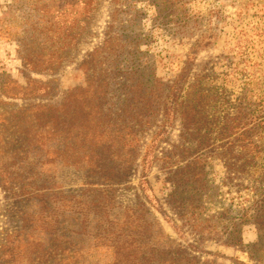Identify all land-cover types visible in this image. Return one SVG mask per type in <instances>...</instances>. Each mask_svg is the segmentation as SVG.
<instances>
[{"label": "rangeland", "instance_id": "rangeland-1", "mask_svg": "<svg viewBox=\"0 0 264 264\" xmlns=\"http://www.w3.org/2000/svg\"><path fill=\"white\" fill-rule=\"evenodd\" d=\"M77 1L0 0V79L8 75L27 90L23 96L5 98L0 89V112L38 104L58 106L70 88L84 86L87 81H96V84L105 81L108 84H103V95L97 98L107 122L119 120L122 106L130 104L136 108H129V116H141L150 123L144 130L137 126L133 130L131 150L136 156L123 183L116 186L117 201L123 205L136 200L145 202L162 230L192 250L202 262L264 264L256 263L247 253V247L259 239L252 218L240 223V243L227 241L230 228L225 230L230 223L238 221L241 214L253 213L254 195L249 181L239 178L230 181L225 177L222 162L211 159L208 176L217 189L219 202L208 204L204 216L212 217L214 226L207 229L204 222L192 227L178 219L171 209L168 200L172 188L164 167L158 161L149 164L143 159L163 119L158 107L167 93L166 85L184 71L188 72L186 82L189 83L194 82L201 71L210 74L207 80L218 89L223 88L231 101L242 98L245 102L258 103L264 113V0H97L93 10L78 6ZM107 36L109 41L105 45ZM63 40L72 41L73 45L54 72L31 71L24 67L22 57L35 65L58 53ZM197 43L200 48L194 55L192 49ZM96 49H99L96 56L89 57ZM89 59H92L90 63ZM85 60L88 66L83 65ZM34 79L52 81L56 85L54 92L42 94L44 89L33 83ZM82 103L67 101L66 106L55 113L65 127L79 117L88 118L85 114L89 111ZM2 119L0 126L6 131L0 133H8ZM88 126L92 129L91 124ZM107 128L110 131L112 127ZM179 133V120H175L167 139L156 146V155L179 145ZM90 140L93 145L95 141ZM63 147L62 140L47 139L38 154L28 153L29 162L33 160V164L27 162L26 165L37 170L50 169L46 181L54 185L61 183L67 190L81 189L85 179L82 167L86 162L73 159L77 157L76 151L73 153ZM52 148L64 151L53 154ZM83 152L84 149L77 150L78 154ZM125 153L122 151L120 158L106 163H114L117 170H121ZM9 194L0 186V231L12 230L21 224L16 208L19 204L28 214L37 215L39 210L37 201L22 203ZM93 194L96 191L86 190L84 196L89 199ZM45 203L49 215H42V219L28 217L34 222L30 227L26 225V231L34 238H41L46 231L44 225L52 223L56 217L51 212H56L59 220L64 218L74 223L76 229L87 219L83 225L86 228L82 230L86 241H93L98 225L103 223L93 219L94 213L86 205H67L50 197ZM160 209L176 220L182 234L173 229ZM223 209L227 211L224 226L215 223ZM65 214L67 216H63Z\"/></svg>", "mask_w": 264, "mask_h": 264}, {"label": "trees", "instance_id": "trees-1", "mask_svg": "<svg viewBox=\"0 0 264 264\" xmlns=\"http://www.w3.org/2000/svg\"><path fill=\"white\" fill-rule=\"evenodd\" d=\"M77 5L93 10L97 0H78ZM108 41L107 36L105 45ZM72 45V41L63 40L58 53L35 65L22 57L24 67L52 73ZM199 48L200 43L194 45V55ZM98 50L91 52L89 57H95ZM91 61L89 59V63ZM87 63L85 60L83 65L88 66ZM187 76L188 72L184 71L166 85L167 93L158 107L163 119L143 159L149 164L158 161L164 167L166 180L172 188L168 200L171 209L175 210L178 219L192 227L204 222L207 229L214 226L212 217L204 216L208 204L219 202L216 200L217 189L208 176L211 159L222 162L225 177L230 181L236 178L249 181L254 195L251 204L253 213L241 214L237 217L238 221L225 227V230L230 228L227 241L240 243V223L252 218L259 231V239L247 247V253L256 263L264 262V113L258 103L245 102L242 98L231 101L223 88L218 89L207 80L210 74L204 71L192 83L186 82ZM32 82L44 89V95L52 94L56 87L52 81L34 79ZM103 84L108 83L87 81L84 86L70 88L58 106L38 104L0 112V119L3 118L2 122L7 124L8 132L0 133V186L15 200L19 199L22 203L37 201L39 205L35 215L28 214L19 204L16 208L21 224L15 229L0 231V264H207L176 238L166 234L145 202L136 200L123 205L117 201L116 186L123 183L136 156L131 150L133 130L136 126L145 129L150 123L147 118L129 116V108H136V105L130 104L122 106L119 120L107 122L102 117L103 108L97 98L103 95ZM0 89L5 98L27 94L26 87L8 75L0 79ZM131 89L136 92L135 88ZM74 100L84 102V108L89 111L85 114L88 118L79 117L65 127L64 121H60L55 113L64 108L67 101ZM139 100L142 101L140 97ZM175 120H179L180 124V144L165 150L160 156L156 155V146L167 139ZM90 124L92 129H89ZM108 125L112 127L110 131ZM2 129L3 126H0V132ZM47 139L62 140L65 150L76 151L77 157L73 159L86 162L82 167L85 179L81 189L67 190L61 183L54 185L46 181L50 169L43 167L37 170L26 165L30 160L28 153L34 151L38 154L44 149ZM90 139L95 141L93 145ZM68 140L69 143H66ZM78 149H84V152L78 154ZM62 151L51 149L53 154ZM122 151L127 156L121 170H117L114 163H106L113 162L115 157L120 158ZM86 190L96 191V194L86 199ZM47 197L62 200L67 205H86L88 210L93 211V219L103 222L98 225L99 231L94 233L93 241L84 240L85 235H82L87 219L79 226L80 229H76L74 223H68L64 218L59 220L56 212H51L56 217L52 223L49 221L44 225L46 231L43 236L32 237L26 231V225L30 227L34 220L28 217L42 219V215H49L46 212ZM160 210L173 229L182 234L176 220ZM78 212L82 213L81 210ZM226 213L223 209L215 223L220 222L224 226ZM191 247L195 249L193 245Z\"/></svg>", "mask_w": 264, "mask_h": 264}]
</instances>
